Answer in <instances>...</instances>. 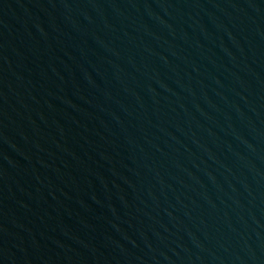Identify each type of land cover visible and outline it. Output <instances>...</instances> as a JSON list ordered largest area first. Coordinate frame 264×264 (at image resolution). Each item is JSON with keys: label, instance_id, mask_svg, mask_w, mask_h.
<instances>
[{"label": "water", "instance_id": "95a60500", "mask_svg": "<svg viewBox=\"0 0 264 264\" xmlns=\"http://www.w3.org/2000/svg\"><path fill=\"white\" fill-rule=\"evenodd\" d=\"M0 264H264V0H0Z\"/></svg>", "mask_w": 264, "mask_h": 264}]
</instances>
